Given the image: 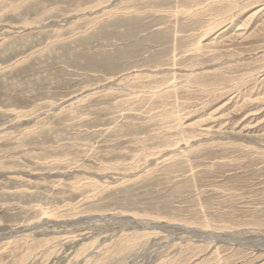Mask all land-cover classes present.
<instances>
[{
  "label": "rangeland",
  "instance_id": "374dc122",
  "mask_svg": "<svg viewBox=\"0 0 264 264\" xmlns=\"http://www.w3.org/2000/svg\"><path fill=\"white\" fill-rule=\"evenodd\" d=\"M0 264H264V0H0Z\"/></svg>",
  "mask_w": 264,
  "mask_h": 264
},
{
  "label": "bare ground",
  "instance_id": "6f19581e",
  "mask_svg": "<svg viewBox=\"0 0 264 264\" xmlns=\"http://www.w3.org/2000/svg\"><path fill=\"white\" fill-rule=\"evenodd\" d=\"M92 11V10H91ZM100 11V10H99Z\"/></svg>",
  "mask_w": 264,
  "mask_h": 264
}]
</instances>
